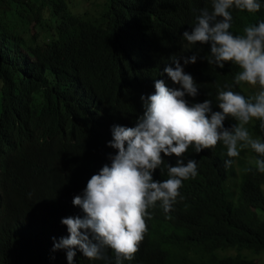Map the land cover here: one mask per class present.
Instances as JSON below:
<instances>
[{"label":"trees","instance_id":"1","mask_svg":"<svg viewBox=\"0 0 264 264\" xmlns=\"http://www.w3.org/2000/svg\"><path fill=\"white\" fill-rule=\"evenodd\" d=\"M87 1L104 3L99 19L86 17ZM259 2L256 13L230 9L233 34L264 20V0ZM204 7L211 11L212 0H0V145L2 138L5 144L11 139L10 133L24 134L33 117L40 125L47 121L46 128L56 135L53 147L44 148L38 161L56 175L35 183L17 174L14 196L7 203L0 200V264H69L66 253L54 250L55 239L48 238L55 224L64 225L63 218L83 217L73 204L77 194L72 186L106 164L99 162L105 142H100L97 92L98 102L107 103L110 112L114 108L119 120H131L137 108L129 96L117 101L106 87L123 78L140 97L155 66L166 57L179 52L191 56L193 51L200 58L185 71L196 79L199 94L186 96L190 103L210 99L219 111L216 98L225 84L246 97L261 90L236 85V65L226 63L221 69L209 64L203 57L210 55V44H188L186 49L182 35L192 30ZM30 26L42 31L31 32ZM74 90L85 102H74ZM234 123L229 118L225 126ZM246 127L264 141L259 120ZM164 159L163 170L154 173L161 181L168 178L167 165L176 164L174 155ZM188 159L197 161L198 175L183 182L182 198L170 211L159 202L149 209L139 251L122 264H264L254 258L264 253V173L255 165L264 157L247 148L229 158L218 143L199 154L190 147L185 163ZM228 159L233 160L230 168L225 167ZM7 166L14 168L15 163L8 160ZM43 188L55 194L53 216L41 213ZM106 255L107 261H90L76 248L72 264H116L111 249Z\"/></svg>","mask_w":264,"mask_h":264},{"label":"clouds","instance_id":"2","mask_svg":"<svg viewBox=\"0 0 264 264\" xmlns=\"http://www.w3.org/2000/svg\"><path fill=\"white\" fill-rule=\"evenodd\" d=\"M232 8L256 13L261 3L259 0H212V10L201 9L192 30L185 31L182 36L187 41L186 49L188 44L211 45L210 55L203 57L209 64L221 69L226 63L236 65L239 71L234 83L258 85L261 90L255 95L246 97L225 84L216 98L219 111L213 110L210 99L190 103L186 96L196 97L199 86L185 68L200 58L197 51L191 56L179 52L162 60L154 67L149 88L140 97L123 78L106 87L117 101L123 95L129 96L137 108L131 120H119L114 108L110 112L107 103L98 102L100 96L96 93L95 104L101 106L98 123L103 138L100 142H105L99 162L106 164L96 174L89 172L72 186L77 194L73 204L82 209L83 217L63 218L64 225L55 224V231L48 238L55 239L54 250L66 253L69 264L76 256V248L90 261H107L106 249L115 253L116 264L133 260L148 231L149 209L159 202L165 212L170 211L177 199L182 198L183 182L198 175L197 161H184L190 147L194 146L199 154L222 143L229 158L239 157L247 148L264 157V141L253 138L246 127L256 119L264 130V20L245 26L243 34H233L230 31ZM75 91L74 102H85ZM86 98L88 100V89ZM229 118L236 123L226 127L225 121ZM47 124L46 121L40 125L33 117V124H29L24 134H8L11 139L6 144L2 138L1 203L9 202L14 196L12 179H16L17 174L35 183L56 175L53 169L38 162L47 151L44 148L53 147L56 138L46 128ZM111 149L113 152L109 151ZM27 155L30 156L26 163ZM173 155L176 164L167 165L168 178L155 179L156 170H163L164 158ZM8 160L15 163L14 168L7 166ZM232 164V159L225 161L226 168ZM255 165L264 173V159H257ZM55 203L53 191L41 189V213L53 216Z\"/></svg>","mask_w":264,"mask_h":264},{"label":"rangeland","instance_id":"3","mask_svg":"<svg viewBox=\"0 0 264 264\" xmlns=\"http://www.w3.org/2000/svg\"><path fill=\"white\" fill-rule=\"evenodd\" d=\"M86 17L88 18H100L101 16V13L103 12V8H104V3H98V2H92V1H87L86 3ZM31 32H38L39 31H42L40 30V27L39 26H35V27H31ZM41 37H43V34L40 33L39 34V39H41ZM247 86V84H246ZM251 87V86H250ZM255 89V88H254ZM247 91H249V87H247ZM254 138V136H253ZM231 253H235V251H230ZM193 256V254H192ZM254 258L257 260V261H263L264 262V253L260 254V255H257V256H254Z\"/></svg>","mask_w":264,"mask_h":264}]
</instances>
